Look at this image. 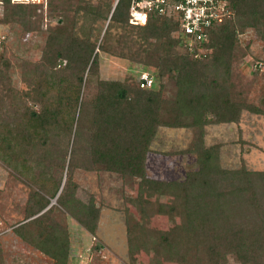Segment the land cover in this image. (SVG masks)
I'll return each mask as SVG.
<instances>
[{
    "label": "trees",
    "instance_id": "16d2710c",
    "mask_svg": "<svg viewBox=\"0 0 264 264\" xmlns=\"http://www.w3.org/2000/svg\"><path fill=\"white\" fill-rule=\"evenodd\" d=\"M226 2L232 16L208 29L206 42L197 48V51L202 49L204 52L196 58L185 50L174 52L180 45L174 36L179 28L177 19L152 13L145 25H132L129 23L131 0H118L114 10V6L110 8L109 20L120 23L124 30L119 40H130L134 44L137 40L143 42L139 44V52L144 53L148 60L140 59L138 54L139 59L135 60L143 63L144 72L149 66H154L159 71L158 77L167 72L175 81L177 93L167 99L163 98L165 86L160 85L156 89L152 73H149L154 78L151 88H140L138 83L133 87L118 80H99L96 95L88 96L86 90L91 75L98 69V53L93 54L96 45L80 44L71 49L66 44L71 40L65 35L66 28L50 31L41 63L35 65V80L23 94L18 96L14 92L3 113L6 121L0 120V158L20 175L37 183L42 195L51 199L56 197L61 184L54 179L36 177L31 158L37 164L42 160L48 166L57 165L68 174L81 162L89 170L138 177L141 180L140 194L138 200L134 199V204L141 211L144 209L140 201L146 190L175 198L181 196L179 204L159 205L157 211L181 216L182 232H144L128 222L129 233L135 231L142 237L145 251L149 249L150 240H154L157 264L172 262L175 255L182 258L178 264H224L229 254L242 264H264V205L258 202L261 199L246 198L249 190L256 189V179H264V173H249L242 169L218 172L215 177L211 170L205 168L210 166L214 150L208 148L205 149L201 169L192 172L184 183H167L146 176V156L160 127L191 128L208 123L237 122L243 110L264 114V100L262 105H245L234 101L229 91L205 90L213 89L215 82L212 80L207 84L208 80L203 79L204 69L212 65V61L218 65L226 62V70L234 56L238 37L245 29L254 28L264 42V0ZM42 5L12 4L6 0L2 23L11 21L29 6ZM62 22L64 19L60 16L57 23ZM127 26L137 31L127 29ZM134 34H137V40H134ZM4 48L5 40L0 60ZM99 48L101 50L103 46L99 45ZM34 154L37 155L33 157ZM230 179L238 181L236 186L233 185L234 190L218 191L217 182ZM71 182L69 175L57 198L58 206L63 213H69L94 233L99 210L74 199ZM230 195L237 196V199L228 203ZM30 200L33 204L28 210V221L17 226L16 232L49 254L57 261L55 264H66L67 237L58 236L55 232L57 223L48 222L55 208L52 206L43 212L46 206L36 201L34 195ZM244 201L259 210H250L244 219H231L229 210L235 206L239 209ZM31 222L38 226L33 233L27 231V224ZM130 245V260L133 261L135 249L141 245L133 246L132 241ZM95 249L101 250L102 247Z\"/></svg>",
    "mask_w": 264,
    "mask_h": 264
},
{
    "label": "rangeland",
    "instance_id": "374dc122",
    "mask_svg": "<svg viewBox=\"0 0 264 264\" xmlns=\"http://www.w3.org/2000/svg\"><path fill=\"white\" fill-rule=\"evenodd\" d=\"M46 2L42 7H27L23 13L20 12L21 15L18 13L11 21L0 26V33L6 36L1 59L7 61L4 63L0 60V120L3 122L6 121L3 113L9 106L10 97L14 92L19 96V93L28 91L30 84L35 80V65L41 63L49 32L56 31L54 30L56 28L67 29L65 35L71 40L66 41V44L71 49L77 48L80 44L96 45L93 54L98 53V69L91 75L86 90L88 96L96 95L99 80H118L136 87L140 75L144 72L143 63L135 60L139 59L137 54L140 55V59H147L144 53L139 52L141 49L139 44L143 42L137 40L135 37L137 34L133 36L137 44L130 40L127 42L119 40L124 30L120 23L109 20L110 8L114 6L116 0H46ZM52 7L55 9L50 10ZM16 11L18 12L19 8ZM60 16L64 23H57ZM64 24L67 27H64ZM127 29L136 30L128 26ZM177 34L175 32L174 36ZM152 42L155 43L156 40ZM99 45L103 46L101 50ZM181 51L184 52V49L180 45L174 50L176 53ZM223 63L218 65L211 61L212 65L204 69L203 79L208 80L207 84L212 80L215 82L213 89L205 90L229 91L232 99L238 103L262 105L264 42L254 28L245 29L238 37L234 56L226 70V62ZM149 67L145 72L155 76L156 89H159L160 85L165 86L164 99L177 93L175 81L167 72L160 78L159 71L154 66ZM9 93L11 95H7ZM208 148L214 150L213 156L210 157V166L205 168L211 170L215 177L218 172L230 173L242 169L249 173H264V114L243 110L237 122L208 123L202 127L191 128L160 127L146 156V176L167 183H184L192 172L201 169L205 149ZM28 158H31L30 155ZM30 161L36 177L54 179L60 182V188L64 186L69 175L72 177L70 189L73 198L99 210L95 232L88 231L69 213H63L56 198L51 199L42 195L37 183L20 175L0 158V264L57 262L49 254L41 251L40 247L24 240L16 232L17 226L28 221V210L33 204L30 200L32 195L36 201L46 206L43 212H47L52 206L55 208L48 222L57 223L55 232L58 236L67 237L66 264H157L154 240H150L149 249L145 251L142 247L144 245L142 237L135 231L129 233L128 222L139 226L144 232L150 230L182 232L181 216L164 215L157 211L159 205L167 207L169 204H179L181 196L175 198L146 190L144 198L140 201L144 209L141 211L138 205L134 204V199L138 200L140 194L141 180L138 177L128 178L113 172L89 170L82 166L81 162L68 174L57 165L48 166L42 160L37 164L34 158ZM263 180L256 179V189L253 187L254 190H249L246 194L248 200L254 197L257 200L261 199L258 202H262V206ZM237 182L231 179L221 180L217 182L218 191L232 192L233 185L236 186ZM236 197L230 195L228 203L232 202V199H237ZM235 207L229 210L230 218L235 221L244 219L250 210L254 212L259 210L248 205L247 201L240 203L239 209ZM225 212H228V209ZM27 225V231L32 233L38 228L33 222ZM131 241L133 246L141 245L135 249L133 261L130 260ZM97 246H101L102 249L96 250ZM181 260V257L175 255L172 262L163 261L162 264H178ZM224 264L242 263L234 255L229 254Z\"/></svg>",
    "mask_w": 264,
    "mask_h": 264
},
{
    "label": "built area",
    "instance_id": "2783aa9c",
    "mask_svg": "<svg viewBox=\"0 0 264 264\" xmlns=\"http://www.w3.org/2000/svg\"><path fill=\"white\" fill-rule=\"evenodd\" d=\"M12 4H45L46 0H9ZM224 5H222V4ZM6 0H0V26L5 12ZM158 13L178 20L176 38L180 46L192 56L199 57L202 49L197 48L206 42L207 31L214 24H220L232 16L226 0H131L129 21L132 25H145L150 14ZM6 36L0 34V52ZM201 51V52H200ZM140 88H151L154 78L143 72L138 82Z\"/></svg>",
    "mask_w": 264,
    "mask_h": 264
},
{
    "label": "water",
    "instance_id": "95a60500",
    "mask_svg": "<svg viewBox=\"0 0 264 264\" xmlns=\"http://www.w3.org/2000/svg\"><path fill=\"white\" fill-rule=\"evenodd\" d=\"M117 2H118V0H116V3H115V5H114V7H113V10H114V8H115V6H116V4H117ZM112 10V11H113ZM62 187H63V185H62ZM62 187L60 188V190H59V192H58V194L56 195V199L58 198V196L60 195V192H61V190H62Z\"/></svg>",
    "mask_w": 264,
    "mask_h": 264
}]
</instances>
